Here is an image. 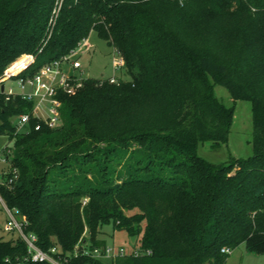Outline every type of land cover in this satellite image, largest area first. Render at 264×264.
<instances>
[{
	"label": "trees",
	"instance_id": "1",
	"mask_svg": "<svg viewBox=\"0 0 264 264\" xmlns=\"http://www.w3.org/2000/svg\"><path fill=\"white\" fill-rule=\"evenodd\" d=\"M93 31L128 80L88 78L59 95V126L35 130L33 117L22 133L15 120L33 102L0 96L1 153L19 170L0 193L26 231L69 264H224L222 249L242 244L264 254V0H0V75L25 55L46 56L32 71L62 59ZM213 83L252 102L249 158L198 154L227 142L233 122ZM105 225L136 235L141 254H82L107 245ZM26 256L21 238H0V264H50Z\"/></svg>",
	"mask_w": 264,
	"mask_h": 264
},
{
	"label": "built area",
	"instance_id": "2",
	"mask_svg": "<svg viewBox=\"0 0 264 264\" xmlns=\"http://www.w3.org/2000/svg\"><path fill=\"white\" fill-rule=\"evenodd\" d=\"M58 13V12H57ZM89 47V42L85 41L77 50L62 59H56L43 64L36 71L30 68L36 64L38 54L25 55L18 61L8 67L5 72L0 75V96L4 95L7 100L20 96L34 104L31 113H24L15 120L16 133L28 132L31 119H38L35 130H41L43 125L55 128L61 124V107L62 101L59 95L61 93L74 94L83 85L88 78H93L90 74H85L80 60L81 51ZM116 56L120 58L117 61ZM23 59L20 65H15ZM112 64L114 68L113 75L108 78L101 77L102 83L107 79L110 83H117L121 76L118 75L119 70H123L125 61L122 55L113 49ZM73 68V74L70 75V69ZM0 163L6 164L7 168L0 172V184L12 186L19 179V170L10 165L8 156L5 152L0 154ZM6 176L5 178H2ZM0 204L7 215L4 225V232L14 234L16 238H21L27 245V256L25 261L28 262H48L50 264H69L71 255H60L57 247L51 249V252L44 251L38 245V236L35 233L27 232L26 228L29 221L26 216L19 213L18 209L10 208L0 193ZM132 253L135 256L140 255L138 249L129 252L123 248H114L106 245L104 247H96L94 249L84 248L82 254L92 256L98 259L117 260ZM230 248H223V253H231ZM78 249H75L74 256L78 255ZM150 254V251L146 252Z\"/></svg>",
	"mask_w": 264,
	"mask_h": 264
},
{
	"label": "rangeland",
	"instance_id": "3",
	"mask_svg": "<svg viewBox=\"0 0 264 264\" xmlns=\"http://www.w3.org/2000/svg\"><path fill=\"white\" fill-rule=\"evenodd\" d=\"M88 42L89 47L79 52L81 53L80 60L85 74H90L95 78H108L113 75V48L94 31L91 33ZM45 58V55L40 56L36 63L42 62ZM116 58L120 62V58L118 56ZM118 75L125 80L130 78L124 69L119 70ZM213 89L215 96L226 106L235 107L233 122L227 142L216 148L212 146L211 141L201 142L198 146V154L207 161L217 164L227 163L231 158H249L254 154L252 102L243 99L235 101L229 90L221 84L213 83ZM7 144V135H0V153ZM6 219L7 215L0 204V238L8 240L11 237H16V235L4 232ZM143 233V231L140 232V238ZM100 238L108 245L114 248L123 247L128 252L133 247L132 237L129 236V233L125 229H115L112 225H105L102 228ZM107 263L109 264V262ZM224 264H264V254L251 252L245 244H242L232 249Z\"/></svg>",
	"mask_w": 264,
	"mask_h": 264
},
{
	"label": "crops",
	"instance_id": "4",
	"mask_svg": "<svg viewBox=\"0 0 264 264\" xmlns=\"http://www.w3.org/2000/svg\"><path fill=\"white\" fill-rule=\"evenodd\" d=\"M7 165L4 163H0V172H2L3 170H5L7 167ZM1 178V177H0ZM14 237H11L10 239H13Z\"/></svg>",
	"mask_w": 264,
	"mask_h": 264
},
{
	"label": "water",
	"instance_id": "5",
	"mask_svg": "<svg viewBox=\"0 0 264 264\" xmlns=\"http://www.w3.org/2000/svg\"><path fill=\"white\" fill-rule=\"evenodd\" d=\"M73 71H74V69L71 68V69H70V75L73 74ZM136 239H137V236H136V235H135V236H132V239H131L132 243H134V242L136 241Z\"/></svg>",
	"mask_w": 264,
	"mask_h": 264
}]
</instances>
